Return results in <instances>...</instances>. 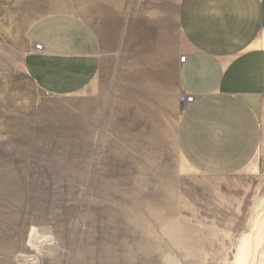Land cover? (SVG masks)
Wrapping results in <instances>:
<instances>
[{"label": "rangeland", "instance_id": "374dc122", "mask_svg": "<svg viewBox=\"0 0 264 264\" xmlns=\"http://www.w3.org/2000/svg\"><path fill=\"white\" fill-rule=\"evenodd\" d=\"M178 1L0 0V264H235L245 237L248 264H264V103L256 157L214 177L184 162L170 103H122L120 118L102 102L117 91L53 95L24 68L25 31L45 14L107 32L125 6L171 17Z\"/></svg>", "mask_w": 264, "mask_h": 264}, {"label": "crops", "instance_id": "0c3cea01", "mask_svg": "<svg viewBox=\"0 0 264 264\" xmlns=\"http://www.w3.org/2000/svg\"><path fill=\"white\" fill-rule=\"evenodd\" d=\"M174 9L171 17L153 6L125 15V6L107 32L74 12L45 14L25 31L24 68L53 95L93 83L117 91L102 102L119 103L120 118L122 103H136V115L170 103L184 162L205 175H233L263 137L264 0H179ZM181 89L196 96L185 110Z\"/></svg>", "mask_w": 264, "mask_h": 264}, {"label": "bare ground", "instance_id": "6f19581e", "mask_svg": "<svg viewBox=\"0 0 264 264\" xmlns=\"http://www.w3.org/2000/svg\"><path fill=\"white\" fill-rule=\"evenodd\" d=\"M47 235H42L40 237L38 234L35 235L30 242V246L38 249L39 246H41L39 244L41 242L43 243L44 240L48 239ZM41 238H45V239L43 241H39V240H41ZM251 245H252V239L250 237H245L241 240V242L238 246V249H237L236 257H235V264H248L249 263L250 257L252 254L251 253V251H252Z\"/></svg>", "mask_w": 264, "mask_h": 264}, {"label": "built area", "instance_id": "2783aa9c", "mask_svg": "<svg viewBox=\"0 0 264 264\" xmlns=\"http://www.w3.org/2000/svg\"><path fill=\"white\" fill-rule=\"evenodd\" d=\"M35 49L36 50H42L43 49V45L40 44V43H36L35 44ZM185 59H186L185 55L183 57H181V61H185ZM179 99L181 101L183 110H185L192 103L195 102L196 96L194 94L188 92L186 89H181L180 92H179Z\"/></svg>", "mask_w": 264, "mask_h": 264}]
</instances>
